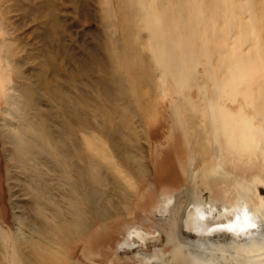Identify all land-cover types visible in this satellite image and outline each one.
<instances>
[{"label":"rangeland","instance_id":"1","mask_svg":"<svg viewBox=\"0 0 264 264\" xmlns=\"http://www.w3.org/2000/svg\"><path fill=\"white\" fill-rule=\"evenodd\" d=\"M42 81L69 99L64 108L40 92ZM30 88L39 110L58 117L49 122L57 135L72 120L109 177L90 178L89 210L100 214L70 240L50 231L78 219L65 172L15 139ZM260 190L264 0H0V264H238L245 250L187 246L164 208L182 212L191 191L256 209ZM135 230L164 239L152 262L120 254ZM255 243L245 254L264 256Z\"/></svg>","mask_w":264,"mask_h":264},{"label":"bare ground","instance_id":"2","mask_svg":"<svg viewBox=\"0 0 264 264\" xmlns=\"http://www.w3.org/2000/svg\"><path fill=\"white\" fill-rule=\"evenodd\" d=\"M43 76L44 74H42V79L44 78ZM39 79L40 81L42 80L41 78ZM42 82L40 83V92L43 91L48 94L52 98V102L55 104V107L60 106L64 108L65 105H62V101H66L67 103L69 99H62L63 97L59 87L56 85L55 89H53L48 83L45 84ZM36 90L30 88V90L25 89L23 91L24 102L28 106L29 112L32 110L34 114H30L27 110H25L22 118L25 123L23 124L26 126L20 128L21 132L16 134L17 137L15 139L23 147L22 151L30 153L31 150H34L39 155L46 156L45 158L49 160V162H54V170L57 167L58 170L65 172V180L70 185V188L72 187L70 193L72 207L71 212L74 217L75 214H77L76 216H78V219H67L61 224L57 221L53 222L50 225L52 226L50 227V231L58 238L70 240V238H73L74 236H81L87 233L90 229L88 222L89 216L92 215V212L89 210L91 205V201L89 199L91 183L90 178H92L94 182L96 181L97 183H101V180L106 182L109 177L105 174L99 176L95 168L96 166H101L99 163L92 160L87 153H85V146L76 141L72 120H67L66 122L68 125L67 131L63 134L58 133L57 135L58 131L53 129L49 122L56 121L55 118L58 117L55 115H46L39 110V100L41 98L38 96L41 93ZM69 117H71L70 114ZM193 125L196 130L195 126L197 123L193 122ZM244 140H247V138ZM112 149H114V152L117 154L118 149L113 147ZM23 161L26 162L28 159H23ZM124 162L126 165L131 166V161L126 159ZM39 165L41 164L39 163ZM102 169L103 167H101V170ZM38 174L37 177L41 176L42 173ZM116 183L120 185L119 181H116ZM76 187L81 188V197L78 199L74 197V188ZM72 195L74 196L72 197ZM187 197L188 201L186 202V207L182 212L175 209L173 207L174 205L168 207L166 206L164 208V211L167 213L166 215L169 217L171 210V218L175 223L178 222L177 224L173 222L175 230L178 236L188 241L186 242L187 246L189 245L190 247L191 245L199 250L208 251L226 252L229 250H245L243 255L244 258L239 257V259H237L238 262L236 263L256 264L264 262V256L262 255L250 257V255L245 254L248 253L246 246L249 242H264V203H262L259 208L255 209L249 205V202L245 198L240 199L236 207L231 208L229 206H223L219 202L206 200L196 201L195 196L191 191H188ZM75 199L81 200L85 207H78L77 203L74 202L76 201ZM174 204H177V201L176 203L174 202ZM36 209L38 215L45 216L44 209L41 207H36ZM99 214L100 212H94L92 217H98ZM59 216H61L60 213ZM55 218L58 219L60 217L56 216ZM174 225L172 224L171 227L174 228ZM48 227L46 228L47 230ZM138 232L140 231L135 230L134 232H130L128 239H132V242L134 243L133 245L127 244V242H129L127 240L125 244L120 246V249L125 250L128 254H124L121 251L120 254L140 258L146 263L152 262L158 255L156 249L152 252L150 250L139 251L136 250V247H145L152 244L155 245L158 242L157 236L160 235L145 237L144 235H140ZM160 238L162 239L161 236ZM250 258H255V260ZM25 260L27 264L31 263L30 258L27 257Z\"/></svg>","mask_w":264,"mask_h":264},{"label":"water","instance_id":"3","mask_svg":"<svg viewBox=\"0 0 264 264\" xmlns=\"http://www.w3.org/2000/svg\"><path fill=\"white\" fill-rule=\"evenodd\" d=\"M132 232H134V231H132ZM140 235H144V233L143 232H138ZM158 237V242L155 244V245H150V246H145V247H143V246H138V247H136V250H139V251H142V250H152V249H154V248H156V247H159L160 245H161V243H162V239L160 238V236H157ZM129 242H127V244H131V245H133L134 243L132 242V239L130 238L129 240H128ZM120 251L122 252V253H124V254H128L125 250H122V249H120ZM135 251V250H134Z\"/></svg>","mask_w":264,"mask_h":264},{"label":"flooded vegetation","instance_id":"4","mask_svg":"<svg viewBox=\"0 0 264 264\" xmlns=\"http://www.w3.org/2000/svg\"><path fill=\"white\" fill-rule=\"evenodd\" d=\"M260 193H261L262 195H264V192H263V190H260Z\"/></svg>","mask_w":264,"mask_h":264}]
</instances>
